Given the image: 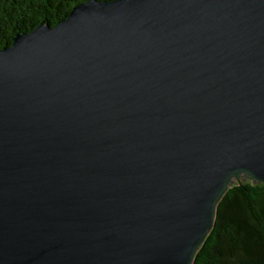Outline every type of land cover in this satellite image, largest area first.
Listing matches in <instances>:
<instances>
[{"label":"water","instance_id":"obj_1","mask_svg":"<svg viewBox=\"0 0 264 264\" xmlns=\"http://www.w3.org/2000/svg\"><path fill=\"white\" fill-rule=\"evenodd\" d=\"M44 22L0 49V264H191L226 190L264 184V0Z\"/></svg>","mask_w":264,"mask_h":264},{"label":"trees","instance_id":"obj_2","mask_svg":"<svg viewBox=\"0 0 264 264\" xmlns=\"http://www.w3.org/2000/svg\"><path fill=\"white\" fill-rule=\"evenodd\" d=\"M85 1L0 0V49L42 21L55 25ZM191 264H264V184L246 180L226 190Z\"/></svg>","mask_w":264,"mask_h":264},{"label":"rangeland","instance_id":"obj_3","mask_svg":"<svg viewBox=\"0 0 264 264\" xmlns=\"http://www.w3.org/2000/svg\"><path fill=\"white\" fill-rule=\"evenodd\" d=\"M239 180L241 181V178H239ZM244 181H246V180H244ZM244 181H243V182H244Z\"/></svg>","mask_w":264,"mask_h":264}]
</instances>
